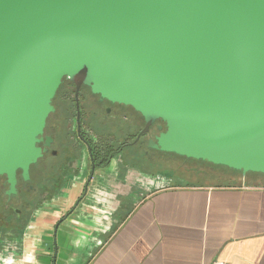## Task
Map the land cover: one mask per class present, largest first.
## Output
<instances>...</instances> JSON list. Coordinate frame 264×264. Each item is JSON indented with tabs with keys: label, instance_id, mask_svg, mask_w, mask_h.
Masks as SVG:
<instances>
[{
	"label": "water",
	"instance_id": "1",
	"mask_svg": "<svg viewBox=\"0 0 264 264\" xmlns=\"http://www.w3.org/2000/svg\"><path fill=\"white\" fill-rule=\"evenodd\" d=\"M63 79L146 124L162 120L160 151L242 180L264 173V0H0V176L11 188L41 156L38 136ZM108 194L80 208L89 224L113 214L101 200H120ZM32 223L6 233L0 253L21 254L14 245Z\"/></svg>",
	"mask_w": 264,
	"mask_h": 264
},
{
	"label": "flooded vegetation",
	"instance_id": "2",
	"mask_svg": "<svg viewBox=\"0 0 264 264\" xmlns=\"http://www.w3.org/2000/svg\"><path fill=\"white\" fill-rule=\"evenodd\" d=\"M52 106L38 136L42 140L36 144L41 156L30 164L27 177L18 170L11 188L0 176V240L6 233L22 232L29 220L41 223L46 216L53 219L55 232L56 225L88 203L84 204L90 192L113 191L118 196L115 215L102 224L111 226L146 192L192 183L175 179L178 172L192 171L184 159L154 147L166 130L162 120L146 124L132 107L101 98L86 85L77 88L67 79L62 80ZM208 172L221 177L219 171L201 165L195 176ZM99 174L109 184L94 183ZM49 203L60 204L58 210L47 208Z\"/></svg>",
	"mask_w": 264,
	"mask_h": 264
},
{
	"label": "crops",
	"instance_id": "3",
	"mask_svg": "<svg viewBox=\"0 0 264 264\" xmlns=\"http://www.w3.org/2000/svg\"><path fill=\"white\" fill-rule=\"evenodd\" d=\"M101 197L92 193L89 200ZM101 201L113 211L104 216L113 217L115 201ZM86 212L76 211L55 232L47 216L32 223L24 244L14 245L24 251L10 254L7 247L0 264H264L261 185L190 183L158 189L133 201L111 226L102 225L106 217L89 224ZM6 245L1 242L0 249Z\"/></svg>",
	"mask_w": 264,
	"mask_h": 264
},
{
	"label": "trees",
	"instance_id": "4",
	"mask_svg": "<svg viewBox=\"0 0 264 264\" xmlns=\"http://www.w3.org/2000/svg\"><path fill=\"white\" fill-rule=\"evenodd\" d=\"M173 155L175 157H179V158L187 160V158L185 157L177 156L175 154ZM189 160H192V159H189ZM197 162L204 164L207 167L214 168L216 171H219L220 176H221L220 178L228 180L227 182H229L227 184H222V185L231 186V185H238V184H247V185L264 186V173L248 172L246 173L244 180H242L241 171H237V170L230 169L228 167H224L220 165H213L205 161L203 162L197 161ZM207 174L209 175V172Z\"/></svg>",
	"mask_w": 264,
	"mask_h": 264
},
{
	"label": "rangeland",
	"instance_id": "5",
	"mask_svg": "<svg viewBox=\"0 0 264 264\" xmlns=\"http://www.w3.org/2000/svg\"><path fill=\"white\" fill-rule=\"evenodd\" d=\"M179 158V157H177ZM183 160V159H182ZM186 165L189 164V169L188 170H192L191 172H189V174H182V173H179L178 172V176L175 177V179L177 180H184V181H189V182H192V183H215V184H227L229 182H227L228 180H225L223 178H220V177H212V176H209L207 174H203V175H198V176H195V172L197 171L199 165L201 166H205L204 164H201L197 161H193V160H186L184 159L183 160ZM209 170H214V168H210V167H207ZM207 170V169H206ZM181 176V177H180ZM184 178V179H183Z\"/></svg>",
	"mask_w": 264,
	"mask_h": 264
},
{
	"label": "built area",
	"instance_id": "6",
	"mask_svg": "<svg viewBox=\"0 0 264 264\" xmlns=\"http://www.w3.org/2000/svg\"><path fill=\"white\" fill-rule=\"evenodd\" d=\"M213 264H222V263H213Z\"/></svg>",
	"mask_w": 264,
	"mask_h": 264
}]
</instances>
